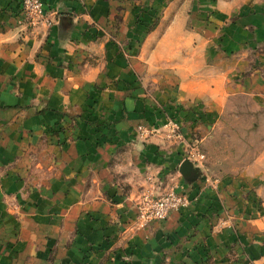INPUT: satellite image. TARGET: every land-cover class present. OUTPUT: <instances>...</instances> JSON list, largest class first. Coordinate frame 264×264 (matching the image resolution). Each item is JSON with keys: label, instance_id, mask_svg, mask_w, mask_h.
Returning a JSON list of instances; mask_svg holds the SVG:
<instances>
[{"label": "crops", "instance_id": "obj_1", "mask_svg": "<svg viewBox=\"0 0 264 264\" xmlns=\"http://www.w3.org/2000/svg\"><path fill=\"white\" fill-rule=\"evenodd\" d=\"M42 1L50 23L42 22L26 32L16 20L20 1L0 0V80H18L24 102L22 108L0 102V127L6 130L0 138V264H198L210 253L224 256V262L214 263L213 258L210 264H230L229 256L235 255L236 249L240 260L244 257L262 264L261 241L251 237L260 233L256 221L222 219L225 206L232 205L229 186L198 196L186 179L182 188L174 189L190 199L184 210L173 211L166 219L144 228H133L142 193L136 178H131L133 187L125 194L119 184L111 187L103 165L111 156L118 158L108 149L115 152L123 144L134 143L132 129L145 122L140 117L145 108L141 101L135 104L125 99V92L114 93L107 85V90L96 88V82L118 73L119 67L104 59L102 41L88 40L86 32L92 20L104 24L118 12L126 13L127 23L131 1ZM186 3L166 1L162 10L164 16L173 13V18L156 42L154 58L161 49L171 48L178 61L163 78L177 80L175 94L184 102L224 110L229 96L245 93L261 100L255 109H262L264 71L257 68L244 76L249 61L240 48L243 43L264 41V13L241 7L236 0H212L211 11L206 13L208 21L200 22L198 9L188 11ZM121 4L126 9L118 8ZM231 14L236 19L227 24ZM67 17L76 18V23ZM73 26L79 34L66 40ZM123 28L127 31L128 25ZM150 42H144V49ZM89 47L101 55L98 64L86 62ZM213 47L218 54L212 55ZM231 51L239 53L233 55ZM171 54L168 51L165 55ZM122 75L129 76V69H122ZM6 94L0 89V97ZM92 94L103 97L100 110L94 111L98 119L103 117L97 111L115 118V127L110 129L114 138L102 136L99 146L92 133L91 138L85 137V126L78 129L83 139H69L62 148L55 145L53 138H47L51 135L48 130L66 111L87 114L86 102ZM123 101L129 110L126 118ZM146 112L147 118H155L151 110ZM30 150L35 153L30 154ZM169 156L158 155L153 148L147 153L140 148L130 155L120 154L121 159H131L139 166L155 163L159 176L155 180H161L157 183L161 192L171 188L164 179V167L158 166L163 160H172ZM133 167V176L135 170L139 174L143 171L136 164ZM234 227L241 230L240 237ZM247 237L248 247L243 250Z\"/></svg>", "mask_w": 264, "mask_h": 264}, {"label": "rangeland", "instance_id": "obj_2", "mask_svg": "<svg viewBox=\"0 0 264 264\" xmlns=\"http://www.w3.org/2000/svg\"><path fill=\"white\" fill-rule=\"evenodd\" d=\"M130 1L129 13L131 16L127 23L126 13L118 12L109 19V22L102 24L95 23L92 20L86 28L88 40L93 42L102 41L104 44L101 49V53L105 56L104 59L113 63V66L119 67L118 73L109 74L108 79L106 77L102 78L103 81L96 82V88L107 90L105 87L107 85V87H111V91L114 93L125 92V99L130 98L135 104L141 101L145 108L140 116L145 122L136 124V127L132 129L134 130V133L131 134L134 143L123 144L115 152L108 149L109 154L112 153L118 156V158L111 156L103 165V169H107L109 181L112 182L111 187L119 184L126 194L133 187L131 183L133 177L136 178L138 191L142 192L141 196L147 192L153 193L154 196L168 192H161L157 187V183L161 180H155L158 176V169L154 166L155 163L151 165L153 162L150 161L148 166H139L137 162H132L131 159H121L120 154L127 153L130 155L134 150H140V148L146 153L153 148L158 155L169 154L172 160H163L160 165H157L164 167V179L170 183V190L182 188L184 186L182 182L186 179H188L189 185L197 190L198 196L205 194L210 189H216L219 192L229 186L228 194L232 205L225 206L226 212L222 219L231 220V222L236 221V219L253 220L254 223L256 221L257 230L260 233L251 237L261 241L259 242L262 247V257L260 259L264 264V106L260 110L255 109L256 104H260L261 100H258L256 96L245 93L233 94L229 96L230 98L224 110L210 109L199 105L196 101L193 104L182 101L175 94V90L179 86H176L178 84L177 80L174 77H169L168 80L163 78L165 71L176 68L178 61H176L177 57L173 49H161L160 52H157V57L154 58L156 55V42L165 33L173 18V13L164 16L162 11L165 2L170 0ZM186 1L188 11L194 8L198 9L200 22L208 21L209 15L207 14L208 11H211L212 0ZM236 1L241 7L248 6L256 12L264 13V0ZM120 2L124 3L125 0H120ZM118 8L126 9L123 4ZM19 9L20 12L16 16V20L18 25H21L26 32H29L30 28L41 25L42 22L50 23V19L46 21V18L41 22L33 21L24 12L21 2ZM67 19L76 23V18L67 17ZM234 19H236V16L231 14L226 20L227 24L234 23ZM124 24L128 25L127 31L123 28ZM76 31L75 27L71 29L65 39H76L75 37L79 34ZM149 39L151 42L144 49V42ZM218 45L219 47L223 46L220 43ZM242 46L240 50L245 59L249 61L242 74L246 76L257 68L264 71V41L255 44L243 43ZM214 48L216 49V47L212 48V55L219 53L217 49L215 53ZM92 49L91 47L87 48L88 53L85 60L90 64H98L102 57ZM168 51H171L172 54L167 57L165 54ZM230 53L234 55L239 52L231 51ZM122 69H129L130 75L123 76ZM105 71L109 72L106 69ZM172 75L174 76V74ZM19 84L20 82L16 79L0 80L1 91L7 92L4 96L6 101L3 97H0V102L4 105H6L5 103H11L10 105L22 108L24 102L21 91H19ZM3 85L5 86L3 87ZM94 91L99 93L96 89ZM112 96H109V98ZM102 98L97 94L89 96L85 110L87 114L85 115L79 111L64 112V116L48 130L51 135H48L47 138H53L55 145L62 148L68 143L69 139H83V136L78 135L80 134L78 129L86 126L87 133L85 137L87 139L91 138L90 133H92L98 139V142L95 143L99 146L103 144V137L112 140L114 132H111L110 129L115 127L113 125L116 121L115 118H106L97 111V114L103 117L101 120L94 112L96 108L100 110L98 104L99 100L102 101ZM123 105L126 110L122 111V114L126 118L125 114H129V110L125 101H123ZM147 109L151 110L152 114H156L154 119L147 118ZM4 132L6 130L0 127V138L3 137ZM131 146H135V149H132ZM123 148H125L124 151ZM34 151L36 152L35 147ZM34 151L30 150V154L35 153ZM202 155L204 156L202 157ZM186 159L192 161L199 169L193 177L194 179L192 177L186 178L180 172V165ZM141 162L144 163L143 160ZM135 164L137 168H142L143 171L139 174L135 170V176H133L132 167ZM95 174L94 172V176ZM148 177H152V179ZM90 181L95 183L93 180ZM143 189L146 190L143 191ZM187 190L185 189V191ZM225 198L229 200L227 196ZM238 208L239 211L236 212ZM182 209L184 210V208ZM132 224L133 228H138L134 225L135 221ZM239 224L240 222H238ZM234 231L240 237L238 233H241V230L234 227ZM248 231H251L250 233L256 232L255 229ZM248 237L246 240L244 239L243 250L249 243ZM238 251V249H236V253L230 251V253L235 254L229 256L231 259L230 264H238V262L254 264L253 261L245 260L244 257L240 260ZM213 258L214 263L224 262V256L214 257L210 253V255L204 256L198 264H210Z\"/></svg>", "mask_w": 264, "mask_h": 264}, {"label": "built area", "instance_id": "obj_3", "mask_svg": "<svg viewBox=\"0 0 264 264\" xmlns=\"http://www.w3.org/2000/svg\"><path fill=\"white\" fill-rule=\"evenodd\" d=\"M19 1L23 6L24 12L33 21L40 22L46 18L47 13L42 0ZM189 203L190 199L187 194L179 193L174 189L159 196H154L150 192L144 193L139 202H137V215L134 225L138 228H144L150 224L160 222L166 219L173 211L186 207Z\"/></svg>", "mask_w": 264, "mask_h": 264}, {"label": "water", "instance_id": "obj_4", "mask_svg": "<svg viewBox=\"0 0 264 264\" xmlns=\"http://www.w3.org/2000/svg\"><path fill=\"white\" fill-rule=\"evenodd\" d=\"M198 167L194 165L192 161L189 159L184 160L180 165V172L186 177V178H193L197 172ZM194 179V178H193Z\"/></svg>", "mask_w": 264, "mask_h": 264}]
</instances>
